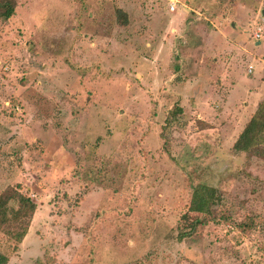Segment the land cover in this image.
Masks as SVG:
<instances>
[{
    "label": "rangeland",
    "instance_id": "obj_1",
    "mask_svg": "<svg viewBox=\"0 0 264 264\" xmlns=\"http://www.w3.org/2000/svg\"><path fill=\"white\" fill-rule=\"evenodd\" d=\"M15 2L0 196L37 210L22 243L0 229L8 264H264V160L234 150L264 100V0ZM198 184L218 221L189 212Z\"/></svg>",
    "mask_w": 264,
    "mask_h": 264
},
{
    "label": "trees",
    "instance_id": "obj_2",
    "mask_svg": "<svg viewBox=\"0 0 264 264\" xmlns=\"http://www.w3.org/2000/svg\"><path fill=\"white\" fill-rule=\"evenodd\" d=\"M16 7L15 0H0V18L4 20L12 18L15 15ZM121 13L118 12L117 17L121 21H125L126 24V16L121 15ZM182 112V109L171 112L170 118L167 120L169 126L174 122V118ZM234 150L264 160V100L259 103L256 111L238 136L234 144ZM219 203L220 197L217 189L206 184H198L193 188L188 210L189 212L208 216L201 224L216 222L220 218L215 211ZM36 210L37 205L22 192L15 188H8L0 196V229L6 228V234L16 244L22 243L29 232L30 222ZM228 219L229 217L225 218V220ZM198 224L199 222L190 226L189 229L185 228L180 233V240L191 237L196 232ZM8 263V257L0 254V264ZM135 264L143 263L138 262Z\"/></svg>",
    "mask_w": 264,
    "mask_h": 264
},
{
    "label": "built area",
    "instance_id": "obj_3",
    "mask_svg": "<svg viewBox=\"0 0 264 264\" xmlns=\"http://www.w3.org/2000/svg\"><path fill=\"white\" fill-rule=\"evenodd\" d=\"M257 37L260 38V30L257 33ZM251 71V70H250Z\"/></svg>",
    "mask_w": 264,
    "mask_h": 264
}]
</instances>
